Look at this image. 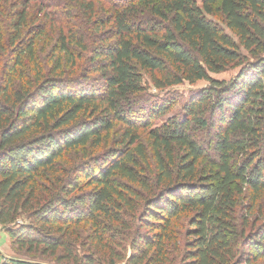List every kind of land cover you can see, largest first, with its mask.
<instances>
[{
  "label": "trees",
  "instance_id": "trees-1",
  "mask_svg": "<svg viewBox=\"0 0 264 264\" xmlns=\"http://www.w3.org/2000/svg\"><path fill=\"white\" fill-rule=\"evenodd\" d=\"M23 1L0 0L12 244L56 264H264L263 217L249 219L264 192V0H106L101 20L94 0H38L68 23L40 49ZM199 81L177 115L176 98L145 95Z\"/></svg>",
  "mask_w": 264,
  "mask_h": 264
},
{
  "label": "rangeland",
  "instance_id": "rangeland-1",
  "mask_svg": "<svg viewBox=\"0 0 264 264\" xmlns=\"http://www.w3.org/2000/svg\"><path fill=\"white\" fill-rule=\"evenodd\" d=\"M23 1V0H22ZM27 1V0H26ZM51 2V4L55 7V9H59V6L54 5L57 4L56 0H48ZM95 1V15H93V18H97L98 20H101L104 18L106 14H108V6L105 5L103 7V4H107L108 1L106 0H94ZM116 4H121L120 2L125 1V0H114ZM198 2L200 0H197ZM24 2V1H23ZM27 9L29 12V21L28 24L31 27L34 26H40L42 30H44V33L42 35V39L40 43L38 44V49L45 44V46H49L52 44L56 38V35L60 32H67V29L65 28L68 23H58L60 20L58 18L56 19H51L50 15H48V9H44L42 7V3L38 0H30L27 2ZM75 11V9H74ZM56 13L58 11H55ZM31 20V21H30ZM54 20V21H53ZM74 21L80 25H86L87 27V21L83 17V12L81 10H77L74 12V14L71 16L68 22ZM76 23H74L76 25ZM6 24V15L5 11L3 13H0V28H2ZM60 27L63 28V30L60 29ZM0 33L3 35L4 41H6L7 37L9 36L8 32L5 31H0ZM90 42L87 38L86 42ZM6 44V43H4ZM100 44L102 42L100 41ZM48 47L45 48L47 50ZM40 54L43 55V53L40 51ZM239 68L235 69H230L227 70L221 74L215 75V78H218L219 80H226L229 81L232 78L235 77L236 73L238 72ZM146 78V77H145ZM99 80V78H98ZM207 85V82L205 81H199L195 85H189L188 83H184L182 85H177L173 86L167 91H158L154 88H150L148 92L145 94L147 98H156L158 101L161 99H165L166 97H174L177 99L178 104L176 108L170 112L168 115H177L181 113V109L183 107V104L186 103L197 91H199L201 88H204V86ZM168 92V94H166ZM144 96V97H146ZM149 96V97H148ZM137 110V109H136ZM137 113V112H136ZM156 123V122H155ZM207 131H202L200 133V138H206ZM209 139V137H207ZM211 140V139H210ZM258 205L260 207V210H262V214L260 215L257 214L256 210H254L252 215L249 216V219L252 221L256 220V218H259L257 216L263 217L260 221L262 223H257L256 226H259L261 224H264V192L260 194ZM250 206V201L247 198H242L240 200V205H239V213L240 214H248ZM25 215L21 214V216L18 218V223L21 222H26L25 220ZM259 221V222H260ZM79 246V245H78ZM79 250H81L82 247H78ZM8 258H15V259H21V260H30L34 262H42L44 264H56L55 260L51 256H46L43 255L41 256L40 254H29L23 249H18L16 245H13L7 232H6V225H1L0 224V264H2L6 259ZM117 264H125L124 262H119Z\"/></svg>",
  "mask_w": 264,
  "mask_h": 264
}]
</instances>
